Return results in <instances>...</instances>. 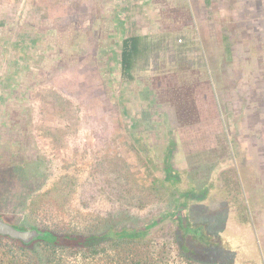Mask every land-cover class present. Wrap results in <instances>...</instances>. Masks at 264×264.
<instances>
[{
	"label": "rangeland",
	"instance_id": "rangeland-1",
	"mask_svg": "<svg viewBox=\"0 0 264 264\" xmlns=\"http://www.w3.org/2000/svg\"><path fill=\"white\" fill-rule=\"evenodd\" d=\"M191 1L200 36L206 31L201 10L208 9L207 32L212 39L207 44L206 34L191 49H173L174 31L169 42L160 44L151 63L157 65L163 58L178 63L172 70L187 64L189 72L193 60L197 69L203 68V80L210 81L213 93L209 97L216 102L228 147L223 149L218 140H211L204 144L211 158L202 159L201 154L208 153L201 144L203 138L195 136L194 144L181 149L170 122L175 116H169V121L167 110L142 101L138 85L121 84L119 70L105 69V60L95 53V40L89 37L94 12L90 0H0L1 214L31 230L30 225L39 224L37 216L48 198L71 182L75 197L68 210L76 222L77 211L81 215L116 212L123 218L132 216V223L141 226L170 208L169 193L160 187L168 160L182 178V188L188 184L197 190L202 185L208 188L205 200L191 205L190 216L232 249L217 250L211 256L219 263L264 264V166L249 165L254 120L248 104L238 118L240 86L233 89L236 67L232 59L234 43L239 40L236 31L246 32L242 48L247 55L255 41L253 27L259 26L257 32L264 33L263 24L249 22L251 8L253 13L257 8L244 7L243 0L242 5L236 0H210L209 6L205 0ZM64 24L66 33L61 31L59 36ZM74 29L86 37L75 38ZM76 41L80 42L77 48L71 49ZM249 61L247 57L246 64ZM169 77L166 80H172L173 74ZM202 114L199 111L193 122ZM234 123L237 138H241L242 166L232 138ZM258 124L264 128V118ZM182 137L188 139L187 134ZM170 145L173 151L168 155ZM48 190L54 193L37 204ZM50 210L62 212L56 206ZM32 217L35 223L28 222ZM170 227L166 223L149 237L145 255L153 264L169 263L162 249L170 240Z\"/></svg>",
	"mask_w": 264,
	"mask_h": 264
},
{
	"label": "trees",
	"instance_id": "trees-1",
	"mask_svg": "<svg viewBox=\"0 0 264 264\" xmlns=\"http://www.w3.org/2000/svg\"><path fill=\"white\" fill-rule=\"evenodd\" d=\"M205 2L206 5H210V0ZM197 43L198 41H195L193 45ZM183 47L185 46H178L177 49ZM146 51L147 45L140 37L128 36L122 40L116 58L121 84L135 81L138 63L146 57L144 54ZM226 53H229V47H226ZM115 66L116 64H113L112 71L115 70ZM187 67L179 65L175 70L159 72L158 85L149 86L150 91L154 93H150L148 103L167 110L168 118L175 116V121H170V118L169 121L173 124L178 142L182 145L181 149L185 150L186 145L194 144L195 136L203 138L201 143L203 146L211 140H218L223 149H226L227 141L216 113V102L209 97L211 92L213 93V87L209 80L208 83L203 80L201 73L203 68L197 69L198 73L194 72L193 75L186 72ZM171 74L173 79L166 80ZM199 111L203 113L201 119L193 122ZM182 133L188 135L187 140L182 137ZM171 145L166 149L168 155L173 151ZM204 148L208 153L207 156L201 154V159L211 158L208 147ZM199 151L202 153L204 150L202 148ZM237 158L239 165L242 166L244 156L242 154L240 156L238 151ZM172 169L167 160L164 165L165 178L160 181V187L169 193L170 208L141 226L132 223V216L125 215L123 218L116 212L102 214L90 211L86 215H81L77 211L79 220L76 222L68 210L74 202V183L69 182V185L61 187L57 194L53 192L54 190L42 193L37 204H42V200H46L49 193L54 195L48 198L49 203L43 210L41 209V216H37L39 224L29 226V229L40 235L29 244L0 236V264H153L150 256L145 255L151 241L149 237L166 223L170 224L171 233L162 253L168 255V264H233L219 263L211 256V252L215 253L217 250L231 252L232 249L222 238L210 235L206 226L193 221L190 216L191 205L205 200L207 186L202 185L197 190L188 184L186 188H182L180 186L182 178ZM34 197L31 199H35ZM29 205L30 202L29 210L26 208L27 219L30 217ZM50 206H56L57 210L61 208L62 212L50 210L52 208ZM0 218L17 229H27L24 224L12 223L4 214L0 213ZM28 222L35 223V219L32 217Z\"/></svg>",
	"mask_w": 264,
	"mask_h": 264
},
{
	"label": "crops",
	"instance_id": "crops-1",
	"mask_svg": "<svg viewBox=\"0 0 264 264\" xmlns=\"http://www.w3.org/2000/svg\"><path fill=\"white\" fill-rule=\"evenodd\" d=\"M90 1L91 6L94 7V12L90 14V17H92L90 19V23H92L90 30L92 29L93 34L89 35V37L91 39L92 36L95 40V53L104 58V67L106 70L112 71L113 64H116L115 69L119 68L116 58L120 51L123 39L128 36H136L142 38L146 43L147 51L144 53L146 57L139 61L134 81V84L138 85L137 89H141L142 91V101H148L150 93H154V91H150L149 86L158 85L157 81L160 78L159 72L174 69L178 64L175 62L170 64L163 60V58L157 65L151 63V57L158 51L160 44L163 42H169V38L173 35L174 31L177 37L172 39L173 49L183 45L186 48L188 47L187 49L190 47L192 48L194 47L193 43L195 41H198V43L200 42L201 36L204 41V36L206 34L207 37H205L207 44L208 39H212V36H208L209 33L207 32L208 24L211 20L208 14V9L202 8L201 10V25L202 29L203 27H206V31L205 35L204 33H201L200 36L197 27H195L194 19L197 18V14L191 0ZM241 1L242 0H236L239 5H242ZM243 3L244 7L257 8L256 13H253L251 8L248 19L249 22L263 24L264 28V0H243ZM193 9L195 13L194 17ZM177 12H179V17H177ZM239 14L241 19L245 18L244 14H241L240 12ZM177 20L179 22H177ZM257 27L259 26L255 25V28L253 27V37L251 38H254L255 41L253 44L249 45L247 55L245 49L242 48V46L246 45L242 38L245 36L246 32L239 30L236 31L239 40L237 43H234L232 59L234 67H236L233 70L235 78L233 89H235L234 87L240 86V92L238 95V118L242 116L241 110L245 111V104H248V109L250 110L249 114L254 120V131L252 132V139L250 138L248 146L249 165L254 163V166L259 167L264 166V128H262V125L258 124V122H262V119L264 118V33L257 32ZM65 29H67V27L64 24L59 30V36L61 31L66 33ZM74 32L77 34L75 38L82 40L86 37V34H82L80 29H74ZM237 36L235 35L233 39L235 40ZM221 37L222 36H220V39H226ZM36 38H38L37 35ZM177 40L180 43L179 45L176 44ZM79 43V41L74 42L71 49H76ZM247 57L250 60V63L248 64H246ZM193 62L195 61H189V66L191 67L189 72L192 71L194 73V70L198 72L197 67ZM183 66L187 67L186 65ZM126 84H129V82ZM136 95L140 99L138 93ZM235 111L236 109L234 106V114L236 115ZM235 127L234 123L232 138L234 139L237 151L241 156V154H243L240 145L241 138H237L239 136L237 135L238 132H235Z\"/></svg>",
	"mask_w": 264,
	"mask_h": 264
},
{
	"label": "water",
	"instance_id": "water-1",
	"mask_svg": "<svg viewBox=\"0 0 264 264\" xmlns=\"http://www.w3.org/2000/svg\"><path fill=\"white\" fill-rule=\"evenodd\" d=\"M40 234L35 230H20L13 227L0 218V236L9 237L13 240H19L24 244H29L35 240Z\"/></svg>",
	"mask_w": 264,
	"mask_h": 264
}]
</instances>
